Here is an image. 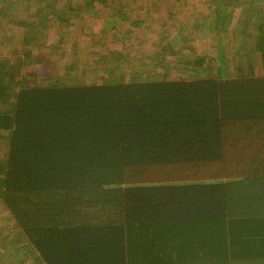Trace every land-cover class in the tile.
Wrapping results in <instances>:
<instances>
[{
	"label": "trees",
	"instance_id": "16d2710c",
	"mask_svg": "<svg viewBox=\"0 0 264 264\" xmlns=\"http://www.w3.org/2000/svg\"><path fill=\"white\" fill-rule=\"evenodd\" d=\"M3 59L0 199L44 264H264V79L35 86Z\"/></svg>",
	"mask_w": 264,
	"mask_h": 264
},
{
	"label": "rangeland",
	"instance_id": "374dc122",
	"mask_svg": "<svg viewBox=\"0 0 264 264\" xmlns=\"http://www.w3.org/2000/svg\"><path fill=\"white\" fill-rule=\"evenodd\" d=\"M103 2L110 8L97 5L101 0H0V59H9L19 76L29 80L26 84L35 86L102 84V78L118 81L112 78L116 74L130 79L137 74L143 79H239L255 85L264 79V70L241 76L249 62L255 64L256 53L264 52L259 30L264 31V0ZM52 18L71 25L57 32ZM74 62L81 65L66 72ZM254 90L251 94L258 96ZM10 102L1 108L8 110ZM8 137L0 132V177ZM20 233L0 199V264H44Z\"/></svg>",
	"mask_w": 264,
	"mask_h": 264
},
{
	"label": "crops",
	"instance_id": "0c3cea01",
	"mask_svg": "<svg viewBox=\"0 0 264 264\" xmlns=\"http://www.w3.org/2000/svg\"><path fill=\"white\" fill-rule=\"evenodd\" d=\"M258 36H259V35H258ZM257 38H258V37H257ZM257 41H258V40H257ZM257 41H256V42H257ZM262 47H263V45L261 44V48H262ZM245 48H246V46H245ZM256 56H257V57H260L261 55H260L259 53H256ZM248 68H249V66H248ZM247 70H249V69H247Z\"/></svg>",
	"mask_w": 264,
	"mask_h": 264
}]
</instances>
